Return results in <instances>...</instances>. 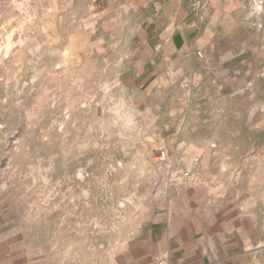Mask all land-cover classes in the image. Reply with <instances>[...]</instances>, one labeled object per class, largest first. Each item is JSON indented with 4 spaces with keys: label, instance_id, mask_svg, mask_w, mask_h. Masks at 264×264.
Masks as SVG:
<instances>
[{
    "label": "rangeland",
    "instance_id": "obj_1",
    "mask_svg": "<svg viewBox=\"0 0 264 264\" xmlns=\"http://www.w3.org/2000/svg\"><path fill=\"white\" fill-rule=\"evenodd\" d=\"M144 3L0 0V260L38 264L41 222L88 198L264 247V0H224L234 27L150 79Z\"/></svg>",
    "mask_w": 264,
    "mask_h": 264
},
{
    "label": "crops",
    "instance_id": "obj_2",
    "mask_svg": "<svg viewBox=\"0 0 264 264\" xmlns=\"http://www.w3.org/2000/svg\"><path fill=\"white\" fill-rule=\"evenodd\" d=\"M223 6L224 0H207V9L196 15L189 0H145L136 27L146 59L136 78L147 73L150 79L155 64L172 56L196 51L201 55L207 38H218L217 27H234L227 19L231 10ZM62 204V210L57 205L46 223L40 224L38 264H264V247L257 252L255 242L242 245L229 232L207 226L202 218L113 216L105 214L109 206L97 215L90 198ZM12 249L11 259L0 264H35Z\"/></svg>",
    "mask_w": 264,
    "mask_h": 264
},
{
    "label": "built area",
    "instance_id": "obj_3",
    "mask_svg": "<svg viewBox=\"0 0 264 264\" xmlns=\"http://www.w3.org/2000/svg\"><path fill=\"white\" fill-rule=\"evenodd\" d=\"M148 2H153V0H148ZM207 0H189V6L191 11L193 12H199L203 10L206 7ZM198 56L201 57V55L198 53ZM165 158V152L161 151L159 153L158 159H164ZM182 178L187 180L189 179V175L187 173L182 175ZM163 264V263H159Z\"/></svg>",
    "mask_w": 264,
    "mask_h": 264
}]
</instances>
